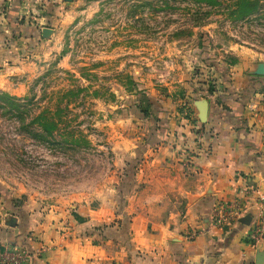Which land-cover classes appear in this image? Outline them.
<instances>
[{"label":"rangeland","instance_id":"1","mask_svg":"<svg viewBox=\"0 0 264 264\" xmlns=\"http://www.w3.org/2000/svg\"><path fill=\"white\" fill-rule=\"evenodd\" d=\"M220 1L73 3L36 69L24 78L0 76V89L20 97L26 112V123L0 115V216L45 219L62 235L84 206L121 203L124 197L109 195L117 179L111 143L121 138L115 128L136 132L151 106L167 101L192 122L184 89L208 101L225 90L238 53L264 62V0L244 18L234 14V0ZM213 81L208 93L204 85ZM43 111L57 124L47 140L24 129ZM33 232L32 239L42 238Z\"/></svg>","mask_w":264,"mask_h":264},{"label":"crops","instance_id":"2","mask_svg":"<svg viewBox=\"0 0 264 264\" xmlns=\"http://www.w3.org/2000/svg\"><path fill=\"white\" fill-rule=\"evenodd\" d=\"M76 2L0 0V76H29ZM236 56L225 90L208 97L205 122L197 121L200 98L184 89L194 121L167 101L151 106L140 131L114 129L121 138L111 143L117 179L109 195L121 203L84 206L62 235L45 219L14 215L10 225L0 216L1 251L20 245L29 264H255L264 244L251 246L247 232L264 210V76L254 73L257 55ZM235 202L243 216L220 222L219 206Z\"/></svg>","mask_w":264,"mask_h":264},{"label":"trees","instance_id":"3","mask_svg":"<svg viewBox=\"0 0 264 264\" xmlns=\"http://www.w3.org/2000/svg\"><path fill=\"white\" fill-rule=\"evenodd\" d=\"M200 2H207V4L219 5L220 0H198ZM236 9L233 11L238 17H246L254 14L259 9L260 0H234ZM208 93H213L216 90V81L207 82L204 85ZM67 92H73L69 90ZM25 105L21 102V98L7 93L0 89V115H9L12 118H19L21 122L26 123ZM195 126H201L198 122ZM57 128V124L50 119V116L44 111L36 115L30 123L24 124V129L35 138L47 140L48 135H52ZM10 225H15V219L8 221Z\"/></svg>","mask_w":264,"mask_h":264},{"label":"built area","instance_id":"4","mask_svg":"<svg viewBox=\"0 0 264 264\" xmlns=\"http://www.w3.org/2000/svg\"><path fill=\"white\" fill-rule=\"evenodd\" d=\"M245 212V208L239 202L233 203L230 207L225 204H221L218 209L219 221L230 222L239 219ZM247 239L251 246L259 247L264 244V210L260 213V216L253 220L250 224V228L247 232ZM24 256L22 253L13 252L0 255V264H29L24 262Z\"/></svg>","mask_w":264,"mask_h":264},{"label":"water","instance_id":"5","mask_svg":"<svg viewBox=\"0 0 264 264\" xmlns=\"http://www.w3.org/2000/svg\"><path fill=\"white\" fill-rule=\"evenodd\" d=\"M68 1H72V0H68ZM47 31H50V29H44V35H47ZM254 73L256 75H263L264 76V62H260L258 63ZM208 101L207 100H201L198 102L199 105V119L202 122L206 121V117H207V110H208ZM251 220V216L250 215H246L243 218L240 219V221L243 224L248 225L250 223ZM255 264H264V251L263 250H259L257 253V257H256V261Z\"/></svg>","mask_w":264,"mask_h":264}]
</instances>
